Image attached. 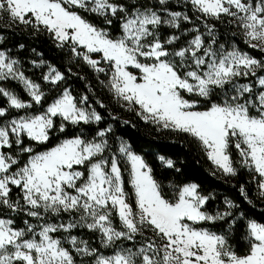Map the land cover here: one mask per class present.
I'll list each match as a JSON object with an SVG mask.
<instances>
[{"label":"snow or ice","instance_id":"6c2138e0","mask_svg":"<svg viewBox=\"0 0 264 264\" xmlns=\"http://www.w3.org/2000/svg\"><path fill=\"white\" fill-rule=\"evenodd\" d=\"M181 2L199 14L196 20L203 19L204 31L192 27L162 39V27L179 30L182 23H192L187 13L171 11L169 0H156L157 7L145 0H0V12L46 32L56 47H68L104 74L107 83L101 80V85L145 122L190 135L225 176L235 177L239 169L258 176V195L264 198V74H259L264 59L236 44L219 43L214 23L235 24L245 44L264 53V0ZM114 21H119L118 36L110 31ZM190 34L177 48L181 35ZM19 64L0 50V81H19L30 98L0 87L7 101L0 106V264H77V256L91 257L94 264H264V224L248 221L247 252L237 254L225 235L196 227L232 216L233 202L226 198L228 210L210 214L211 197L200 194L195 183L180 188L174 200L166 198L153 170L127 142L121 141L119 156L105 155L111 126L90 139L82 133L37 151L53 133L99 125L104 117L88 95L77 98L67 88L44 107L47 94ZM42 79L55 89L66 77L48 65ZM36 106L39 111H30ZM13 110L22 114L9 119ZM158 159L175 168L172 159ZM123 160L130 165L128 181ZM126 183L134 190V206ZM239 190L247 200L246 187ZM20 214L31 218L23 220V227L14 219ZM79 229L98 234L101 247L114 254L104 255L72 234ZM145 231L153 236L137 247ZM124 241L131 247L121 246Z\"/></svg>","mask_w":264,"mask_h":264},{"label":"trees","instance_id":"16d2710c","mask_svg":"<svg viewBox=\"0 0 264 264\" xmlns=\"http://www.w3.org/2000/svg\"><path fill=\"white\" fill-rule=\"evenodd\" d=\"M145 3L152 7L158 6L156 0H145ZM169 9L187 13L192 18V23H182L179 30L162 27L160 30L162 39L171 34L180 35L185 29L192 27H199L201 31H204L203 19L196 20V15L199 14L193 13L190 5H184L181 0H169ZM81 14L86 16L90 22L105 27L102 20L94 15L83 12ZM214 23L219 43L225 44L226 47L236 44L239 49L252 57L264 59V53L245 44L244 38L235 24L229 25L226 20L225 22L214 21ZM110 31L113 36L120 35L119 21L113 22ZM234 32L237 34L233 35ZM190 38L191 34L181 35L176 47L179 48ZM21 45H23L22 48ZM0 50L18 60L20 70L24 72L25 76L41 85L42 90L47 94L44 107L58 95L61 89L67 88L77 98L81 95H88L91 105L104 117L99 125L69 126L64 133H53L49 143L38 146L37 151L47 150L66 138H72L82 133L90 139L98 129L111 126L112 132L106 137L110 146L115 149L118 139L127 142L133 152L141 156L153 170V176L160 183L166 198L174 200L180 188L186 184L195 183L200 194L211 197L206 203V211L210 214L228 210L224 201L226 198L232 201L234 204L231 209L232 216L216 223L202 222L196 227L225 235L228 244L237 254H246L248 245L245 236L248 221L264 224V198L258 195L259 190L256 186L258 176L254 179L247 169H239L235 177L225 176L207 159L206 153L190 135L158 128L154 124L145 122L129 106L122 104L109 88L101 85V80L107 83L104 74L95 73L85 62L74 57L68 47H56L55 42L46 32L35 31L31 27L14 22L6 12H0ZM48 65L56 67L66 77L55 89L42 79L48 71ZM0 87L13 92L25 101L30 99L23 86L16 80L0 81ZM97 101L102 102L105 107L101 108L96 103ZM0 106H7L6 98L0 97ZM204 107L203 103L200 108L204 109ZM30 111H39V106ZM20 114L22 112L13 110L9 119ZM160 156L172 159L175 162V168L169 169L162 166L158 159ZM233 156L235 157L234 150ZM175 169H179V171ZM123 178L125 181L129 180L126 171H123ZM242 185L247 189V200L240 193L239 189ZM126 189L129 193V202L134 206V193L130 183H126ZM15 194L16 190L13 189V197ZM14 219L17 227H23V220H31L30 217L23 214L15 216ZM64 219H68L67 215L64 216ZM113 224L119 227L118 218L115 216ZM72 234L86 239L91 247L99 249V252L104 255L114 253L113 249L101 247L99 235L96 233H91L87 229H79L74 230ZM139 242L137 245L140 244ZM121 246L131 247V242L124 241ZM76 260L77 264H81V261L82 264H94L91 257L77 256Z\"/></svg>","mask_w":264,"mask_h":264},{"label":"rangeland","instance_id":"374dc122","mask_svg":"<svg viewBox=\"0 0 264 264\" xmlns=\"http://www.w3.org/2000/svg\"><path fill=\"white\" fill-rule=\"evenodd\" d=\"M93 58H98V57H96L95 56V54L93 55ZM47 73V72H46ZM264 74V73H263ZM19 82V81H18ZM20 83V82H19ZM21 84V83H20ZM22 85V84H21ZM23 86V85H22ZM259 89H257V91H258ZM122 104H124V105H127L125 102H123L122 100H120L119 98H117ZM202 102H201V104L199 105V108L202 106ZM128 106V105H127ZM137 108H138V106H137ZM138 110V109H137ZM200 110H203L202 108H200ZM121 141H124V140H122V139H118V142H117V145H116V148L115 149H113L111 146H110V144H109V148L106 150V153H105V155H111V154H116L117 156H119L120 154H119V152H118V149H119V146H120V143H121ZM61 142V141H60ZM59 142V143H60ZM125 142V141H124ZM136 154V153H135ZM138 155V154H137ZM122 163L126 166V170H124V171H126L127 173H128V175H129V172H130V165H128L127 164V162H126V160H123L122 161ZM130 178V177H129ZM131 185V184H130ZM185 186V185H184ZM131 187H132V185H131ZM132 191H133V193H134V190L132 189ZM134 201H135V197H134ZM153 236V233L151 232V231H145V234H144V236L143 237H138L137 239V241L139 242V243H141V242H143V240L145 239V238H151ZM83 239V238H82ZM84 240H86V239H84ZM138 242H136V243H138ZM158 243H159V241H158ZM140 246V244H138L137 245V247H139ZM111 254H114V253H111ZM111 254H109V255H111Z\"/></svg>","mask_w":264,"mask_h":264}]
</instances>
